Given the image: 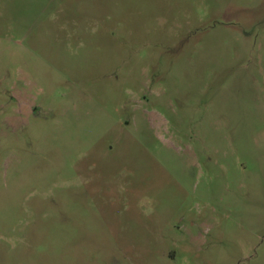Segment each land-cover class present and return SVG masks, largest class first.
Returning <instances> with one entry per match:
<instances>
[{
    "label": "rangeland",
    "instance_id": "374dc122",
    "mask_svg": "<svg viewBox=\"0 0 264 264\" xmlns=\"http://www.w3.org/2000/svg\"><path fill=\"white\" fill-rule=\"evenodd\" d=\"M0 264H264V0H0Z\"/></svg>",
    "mask_w": 264,
    "mask_h": 264
}]
</instances>
